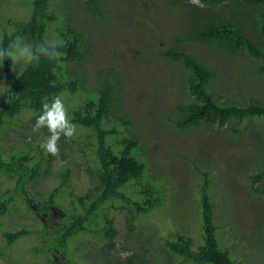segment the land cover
Segmentation results:
<instances>
[{
  "label": "rangeland",
  "instance_id": "1",
  "mask_svg": "<svg viewBox=\"0 0 264 264\" xmlns=\"http://www.w3.org/2000/svg\"><path fill=\"white\" fill-rule=\"evenodd\" d=\"M4 1L0 0V7ZM8 1L13 6L7 11L5 8L4 14L13 18L26 16L28 10L21 0ZM83 1L66 0L62 5L68 10L63 19L71 20L73 28L85 32L91 40L85 59L76 68L84 75L83 89L92 86L103 68L112 67L116 71L121 80L119 106L130 116L132 130L137 126V133L143 136V151L150 173L160 183L161 194L164 193L160 207L141 216L131 233L125 225L126 210L120 209L122 202H106L102 210L113 219L117 228L115 247L109 255L111 261L124 259L120 255L124 252L129 253L126 257H144L146 264H191L181 263L167 251L161 253L156 246L159 244L160 247L166 238L181 232L189 235L195 246L201 244L197 190L202 173L208 171L213 184L215 223L221 244L229 248L230 257L240 264H264V202L255 200L248 177L251 172L243 170L251 171L264 160V117L243 120L237 125V133L230 131L228 124L222 127L203 124L187 131L168 124L163 116L170 114L177 102L187 100L189 94L183 88L186 75L180 64L163 58L158 52L162 54L169 47L188 44L177 40L187 27L181 20L186 18V9H170L166 0H104L106 13L93 18ZM60 2L53 0L52 6L61 8ZM249 29L248 33L258 40L256 30ZM49 37L55 39L52 33ZM189 46L200 60L218 66L211 85L216 88L219 101L264 104V76L257 74L255 65L263 62H251L240 55L231 57L219 52L211 57L213 51L198 43ZM23 64L19 63L14 69L10 63V69L16 71ZM64 95L68 106L73 103L72 107L83 96L72 99ZM33 125L30 114L23 113L6 126L1 135L6 160L13 152L20 151L25 143L35 145L42 142L44 129L33 132ZM83 133L84 130L77 128L72 138L74 141L62 137L59 155H51L49 162L45 161L42 166L41 174L26 185L36 203L59 185L63 181L62 175L69 171L66 189L49 205L53 215L68 213L73 198L98 182L94 149H88L85 156L76 142L78 135ZM43 154L47 153L43 150ZM14 188V176L0 174V195L12 198L7 212L0 214V264H68V260L71 264H104L101 245L87 235L70 241L69 255L47 249L41 252L50 231L54 230L56 223L51 225L54 218L44 212L41 218L36 217L32 212L36 210L34 205H23ZM20 229L29 233L8 245L3 233ZM79 240L89 241L86 249L79 246L84 259L78 257ZM99 257L101 263H91L93 259L99 261Z\"/></svg>",
  "mask_w": 264,
  "mask_h": 264
},
{
  "label": "trees",
  "instance_id": "2",
  "mask_svg": "<svg viewBox=\"0 0 264 264\" xmlns=\"http://www.w3.org/2000/svg\"><path fill=\"white\" fill-rule=\"evenodd\" d=\"M64 1L66 0L60 2L61 8L55 9L52 6L53 0H21L22 5L28 10L24 18H13L4 14L13 6L8 0L0 7V44L7 46L17 37L34 44L60 40L57 43L58 50L63 54L58 61H49L42 57L38 63L23 64L16 71L10 69L12 63L10 59L0 65V85H6L10 89L0 96V174L14 176V192L20 196V201L26 207L30 203L34 205L36 210L32 212L36 217L39 215L41 218L45 212L51 214L56 221L54 230L50 231L41 252L47 249L69 255L70 241L87 235L101 245L104 264H146L145 258L138 255L111 261L109 255L115 247L117 228L113 219L102 208L108 201L120 200L122 202L120 209L126 210V229L131 233L141 216H146L151 210L160 207L161 196L163 197L164 193L161 194L160 183L154 174L150 173L151 168L143 151V136L137 133V126L132 130L133 122L130 116L119 106L118 91L121 80L116 71L112 67L103 68L98 72L92 86L83 89L84 75L76 68L79 62L85 59L91 40L85 36V32L73 28L71 20L63 19L64 13L68 14V10L62 6L66 3ZM166 1L170 9H186V18L181 20L185 21L187 27L177 40L188 44L186 47L180 45L169 47L162 54L161 52L158 54L180 64L186 75L183 88L188 90L189 95L187 100L177 102L174 110L170 114H165L163 119L182 131L199 128L203 124L207 126L217 124L218 127L228 124L230 131L237 133L239 130L237 125L243 120L264 117V104L251 102L241 105L231 101H219L216 88L211 85L218 72V66L200 60L189 46L198 43L213 51L211 57L215 52H219L231 57L235 54L240 55L251 62L261 61L263 63L255 65L257 74L264 76V0H201L205 5L203 8L191 4L189 0ZM83 4L93 18L106 13L103 8L104 0H84ZM241 8L245 9L244 12H241ZM247 28L256 30L259 39L255 41ZM49 33H52L54 40H51ZM64 94L72 99L82 94L83 96L82 98L80 96V101L72 107L73 103L68 106ZM57 95L61 96L67 105L69 119L77 128L84 130L76 141L82 154L86 156L88 149H94L93 161L96 163L98 181L83 194L76 195L73 202L69 203L71 204L69 212H64L62 216L53 215L49 205H52L66 189L65 180L69 171L66 169V174L62 175L63 181L50 190L46 197L35 203L26 185L41 174V168L45 161L49 162L51 154H43L40 143L34 145L28 142L6 160L1 144V135L7 125L12 124L13 120L23 113L30 114V120L35 124L42 113V104L51 102ZM46 135L48 132L44 129L43 137ZM243 170L246 173L251 172L248 177L255 200L264 202V160L259 161L251 171L246 168ZM89 173L92 174L93 171L89 169ZM208 173V171L202 173V181L197 190L198 217L202 230L201 244L195 246L192 238L181 232L172 238H166L162 245L159 247L158 244L156 248L159 251L161 249V253L163 250L167 251L181 263L240 264L230 257L229 248L223 247L219 234L217 236L215 201L211 190L213 184ZM11 202V197L0 195L1 215L7 212ZM28 233L26 229L8 230L3 236L7 244L12 245ZM88 244V240L84 242L79 240L78 249L81 252V255L80 252L78 254L79 258L84 259L81 248L86 249ZM262 256L264 258V248ZM100 259V257L99 261L93 259L91 263H101ZM68 262L71 264L69 260Z\"/></svg>",
  "mask_w": 264,
  "mask_h": 264
},
{
  "label": "clouds",
  "instance_id": "3",
  "mask_svg": "<svg viewBox=\"0 0 264 264\" xmlns=\"http://www.w3.org/2000/svg\"><path fill=\"white\" fill-rule=\"evenodd\" d=\"M189 2L201 8L205 7L201 0H189ZM62 55L55 41L34 44L17 37L7 46L0 44V65L10 59L14 69L18 68L17 65L21 62L24 64L38 63L42 57L49 61H58ZM0 89H2L0 96L10 91L6 85H0ZM41 129H47L48 135L43 137L40 148L53 156H58L60 153L59 141L62 136L71 140L76 134L77 125L69 119L61 96L57 95L51 102L42 104V113L33 125V132H39ZM120 255L126 257L129 253L121 252Z\"/></svg>",
  "mask_w": 264,
  "mask_h": 264
},
{
  "label": "bare ground",
  "instance_id": "4",
  "mask_svg": "<svg viewBox=\"0 0 264 264\" xmlns=\"http://www.w3.org/2000/svg\"><path fill=\"white\" fill-rule=\"evenodd\" d=\"M238 2V1H237ZM238 4V3H237ZM240 4V3H239ZM242 5V4H241ZM240 5V6H241ZM253 5V4H252ZM243 7H244V5H242ZM240 8V7H239ZM242 9V8H241ZM243 10V9H242ZM242 10H241V12H242ZM245 10V9H244ZM241 14V13H240ZM261 32V31H260ZM221 33V32H220ZM262 33V32H261ZM232 44H234V43H232ZM231 44V45H232ZM222 45V44H221ZM235 45V44H234ZM245 45V44H244ZM238 46V45H237ZM246 46V45H245ZM231 47V46H230ZM242 47V46H241ZM238 49H240V48H238ZM229 50H230V48H229ZM236 51V50H235ZM240 53V52H239ZM257 53V52H256ZM259 53H261V52H259ZM246 54V53H245ZM251 54V53H250ZM233 56V55H232ZM259 57V56H258ZM256 62V61H255Z\"/></svg>",
  "mask_w": 264,
  "mask_h": 264
},
{
  "label": "flooded vegetation",
  "instance_id": "5",
  "mask_svg": "<svg viewBox=\"0 0 264 264\" xmlns=\"http://www.w3.org/2000/svg\"><path fill=\"white\" fill-rule=\"evenodd\" d=\"M45 213V212H44ZM45 214H47V213H45ZM56 223V221L53 219V221H51V225L53 224H55Z\"/></svg>",
  "mask_w": 264,
  "mask_h": 264
}]
</instances>
